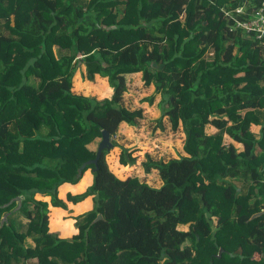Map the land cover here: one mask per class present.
I'll return each mask as SVG.
<instances>
[{
	"label": "trees",
	"instance_id": "obj_1",
	"mask_svg": "<svg viewBox=\"0 0 264 264\" xmlns=\"http://www.w3.org/2000/svg\"><path fill=\"white\" fill-rule=\"evenodd\" d=\"M241 3L0 0V264H264V38L234 29L221 10ZM80 64L86 79H107L110 97L72 91ZM135 72L154 87L143 100L160 97L157 125L184 133V154L141 162L144 173L158 171L159 189L118 178L136 157L116 141L108 163L118 177L103 164L107 149L78 175L103 129L114 136L121 122L143 118L123 103L125 75ZM87 169L92 183L66 199L91 196L92 208L73 217L77 234L58 238L47 202L34 196L67 209L58 187ZM15 211L28 218L22 229Z\"/></svg>",
	"mask_w": 264,
	"mask_h": 264
},
{
	"label": "crops",
	"instance_id": "obj_2",
	"mask_svg": "<svg viewBox=\"0 0 264 264\" xmlns=\"http://www.w3.org/2000/svg\"><path fill=\"white\" fill-rule=\"evenodd\" d=\"M84 73H85V67L83 64H80L77 67V71L74 73L73 78H72L76 83L75 84L76 88L72 87V91L74 93L82 94V95H86V96L92 95V94H90V92H88L89 91L88 87H90V86H89V84H86V82H87V83H97L98 84V89H95V90L103 92V95L102 96H96L97 98L100 99V98H104V97L106 98V97L111 96L113 90L108 85L107 79L105 77H101L100 75L95 74L93 81H89L87 79L86 80L84 79V81L81 82V80H82L81 74H84ZM129 78H137L142 83L140 72L129 73V74L125 75L126 91L123 93L124 105L130 109L141 108L143 111V118L147 116V117H149L150 121L155 120L160 114V111L156 105V103L158 102V100L160 98L159 95L155 96V100L152 104H149L147 101H144L143 98H142L141 102L139 100H136L137 94H133L131 91L127 92V90H129L128 87H133V82L128 83ZM79 80L81 83L80 85H79ZM100 80L103 82H99ZM130 85H132V86H130ZM147 88L149 89V91H153V89H154L153 85H149V86H147ZM141 120H143V119H141ZM141 120H139V121L142 122ZM165 122H167V120H165ZM137 126H131V125H128L126 122H121L119 124V128H118V131L116 134L117 135H119V134L125 135L124 134L125 132H127V131L131 132L133 128L137 130L138 129ZM168 127L170 129V124L168 125ZM208 127H210L213 130H211V131L207 130V131H210V133L215 132L216 129L213 126L209 125ZM250 128L254 133L259 132V125L252 124ZM179 130L181 131V133L183 135V139H184V133L182 132L181 127H179V129L176 131H179ZM225 138H228V143L232 142L236 147L241 148V144L233 141L227 135H225ZM99 140H100V138H97V139H95V141H93V142H96V147L93 148V150H96ZM131 145H133V144L131 143ZM88 147L90 149H92L89 144H88ZM113 148L114 147H112V149ZM115 148L117 149L116 158H117V162L119 163L118 155H119L120 149L118 147H115ZM130 149L132 150V149H134V147H132ZM132 155H134V151H133ZM144 155H143L142 160L139 162L140 167H141V162L144 160ZM125 166L130 167L132 165H125ZM131 169H132V167H131ZM129 171H123V178L129 177V176L130 177L131 176H138V175H132V173H133L132 170H131V172H129ZM119 178H121V177H119ZM83 180H86V183L83 187H81ZM92 181H93L92 171H91V169H87L83 172L81 178L79 179V181L77 183L73 184V183H69V182H64L61 185H59L58 197L63 199L66 202L67 209H64V208L58 207V206H52L50 204L49 196H44V195H41L39 193L35 194V196H34L35 199L45 201L48 204V210H49V212H48V232L49 233L55 234L58 238H71L73 235L77 234L78 229L74 225L75 219L73 217L77 216L79 214H82V213H84V212H86L92 208V205H93L92 197L87 196L83 200L78 201L76 203H73L71 201H67L66 194L67 193H71V194L82 193L92 183ZM16 204L17 205L19 204V200L16 201ZM12 216L17 223L18 229H22L23 226L28 222V218H26V216H24V214L20 211H15L12 214ZM24 244H25V246H28V247L34 246V242H33L32 238L29 236H27L25 238ZM25 263L26 264H36L37 258L36 257L29 258L26 260ZM19 264H23V263L20 262Z\"/></svg>",
	"mask_w": 264,
	"mask_h": 264
},
{
	"label": "rangeland",
	"instance_id": "obj_3",
	"mask_svg": "<svg viewBox=\"0 0 264 264\" xmlns=\"http://www.w3.org/2000/svg\"><path fill=\"white\" fill-rule=\"evenodd\" d=\"M76 71H77V68H76ZM81 78H82L81 82L84 81V79L86 80V78L83 77V74H81ZM99 82H103V81L100 80ZM132 82H133L134 88L128 87L129 90H127V92L131 91L133 94H137L136 100H139L141 102L142 98H145L146 96H149L151 94L152 91H149L147 86L143 84V81L141 83V81H139L137 78H129L128 83H132ZM75 84H76L75 81L72 79V87L76 88ZM80 84L81 83L79 80V85ZM86 84H89L90 86L88 87V90H89L88 92L92 94L90 96L96 97V96L103 95V92L95 90V89H98L97 83H87L86 82ZM141 119L139 120H141L142 122L138 121L137 130L133 128L131 132L129 131L125 132L124 133L125 135L115 134L114 136H111V141H116L120 144H124L125 146H128L129 148L134 147L133 156L136 157V163L130 166L132 167L131 170L133 171L132 175H138L139 178L144 180L151 188L159 189L162 187L163 182H162V179L160 178V175L158 174V171L154 169L151 171V173L146 174L143 172L142 168L139 166V162L142 160L143 155L146 153L152 154L154 158H157V160L160 158L164 160H167L169 158H178L179 155L184 154L182 150L183 135L180 130L176 131V130L169 129L168 122H165V126L164 128H162L157 125V123L155 122L156 119L150 121L149 117L147 116ZM207 130L211 131L213 129H211L210 127H207ZM224 141L225 143H228V138H225ZM131 143L133 145H131ZM89 145L93 149L96 147V142H92ZM111 151L112 149L105 155L104 160H103L104 166H107L109 170H111V168L108 163V155L109 153H111ZM144 158H145V155H144ZM131 170L129 172H131ZM120 179H125V178H120ZM166 194H169L167 189H165L159 196H165ZM107 210H108L107 213L110 214L111 213V200L108 201ZM141 227L144 228L143 225H141ZM186 227H187L186 225H177L176 228L178 230L179 229L186 230L187 229ZM131 228L132 227H128V229H125L123 232L127 233L129 230H131ZM134 229L135 228L133 227L132 230ZM146 231L147 230H145V232ZM254 257L258 258L259 255L255 254Z\"/></svg>",
	"mask_w": 264,
	"mask_h": 264
},
{
	"label": "built area",
	"instance_id": "obj_4",
	"mask_svg": "<svg viewBox=\"0 0 264 264\" xmlns=\"http://www.w3.org/2000/svg\"><path fill=\"white\" fill-rule=\"evenodd\" d=\"M241 1V5L230 9L222 7L221 10L225 17L233 21L234 29H240L243 34L250 35L254 39L261 41L264 38V0H261L259 6L251 7L250 10L247 9L250 3L249 0Z\"/></svg>",
	"mask_w": 264,
	"mask_h": 264
},
{
	"label": "water",
	"instance_id": "obj_5",
	"mask_svg": "<svg viewBox=\"0 0 264 264\" xmlns=\"http://www.w3.org/2000/svg\"><path fill=\"white\" fill-rule=\"evenodd\" d=\"M112 147H113V142L111 141L110 133H109L107 130L103 129V130L101 131V138H100V140H99V142H98V145H97V148H96V155H95V157H94L93 159H90V160L84 162V163L80 166V170H79L78 175L81 174V172H80L81 169H83L87 164H91V163H92V164H96V163H97V161H98V159H99V157H100V155H101L103 149L110 150V148H112ZM256 215H257V214H254L252 217H254V216H256ZM101 218H102L101 214H98V215L95 217V219L93 220V223H94L95 221L101 219ZM221 252H222V249L219 250V252H218V254H217L218 257L221 255Z\"/></svg>",
	"mask_w": 264,
	"mask_h": 264
}]
</instances>
